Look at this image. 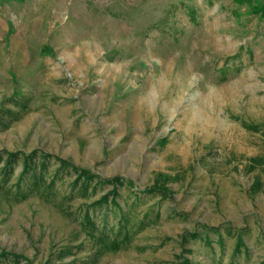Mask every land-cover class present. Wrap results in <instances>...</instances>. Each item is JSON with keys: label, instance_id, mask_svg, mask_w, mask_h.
<instances>
[{"label": "rangeland", "instance_id": "374dc122", "mask_svg": "<svg viewBox=\"0 0 264 264\" xmlns=\"http://www.w3.org/2000/svg\"><path fill=\"white\" fill-rule=\"evenodd\" d=\"M231 10V0H0V112L21 111L4 117L0 151L38 149L139 192L158 178L174 191L130 205L134 222L154 205L161 218L103 253L56 202L0 192V246L25 258L5 264H264V19ZM120 193L127 211L135 195ZM193 232L202 238L184 243Z\"/></svg>", "mask_w": 264, "mask_h": 264}, {"label": "trees", "instance_id": "16d2710c", "mask_svg": "<svg viewBox=\"0 0 264 264\" xmlns=\"http://www.w3.org/2000/svg\"><path fill=\"white\" fill-rule=\"evenodd\" d=\"M232 13H237L240 9H245L250 14L264 19V0H231ZM195 16L194 14H192ZM239 57V56H237ZM22 101L16 100V104ZM27 107V101L21 104ZM2 112V111H1ZM0 112V113H1ZM21 111L17 109H8L0 114V131L6 129L8 124L4 122L6 115L17 117ZM255 127L259 131L260 127ZM264 134V125L263 130ZM3 163V164H1ZM21 165V170L15 181V172ZM167 180L158 178L153 185L147 186L142 191L135 190V183L122 177L104 178L88 168H82L67 159L60 158L54 154L47 153L38 149L31 152L23 151H0V192L7 195L10 201L21 202L31 196L37 195L46 201L56 202L61 211L80 221L86 237L94 243L101 246L100 252H110L121 249L131 243L133 237L143 231L157 219L161 218V210L154 207L144 212L143 218L139 222L133 221V215L136 212L129 211L130 205L136 206L142 201V196L160 197V200H166L174 194L173 189L168 185ZM110 185V189L99 197L98 190ZM62 187V188H61ZM128 187L134 200L129 202L127 211L119 201L121 197L120 188ZM63 192V193H62ZM82 199L85 203L81 205L78 213L69 208L70 202ZM110 213L116 216L118 221L116 225L109 224ZM207 230L217 231L220 240L223 241V232L221 227H206ZM228 233H232V228H225ZM201 233L193 232L183 238L186 241L198 240L202 238ZM235 254L240 255L246 249L245 238L239 234ZM204 240L212 243L210 235H206ZM25 258L20 254H13L2 249L0 246V264L6 261H19ZM45 264H66L50 263ZM181 264H192L185 259Z\"/></svg>", "mask_w": 264, "mask_h": 264}]
</instances>
